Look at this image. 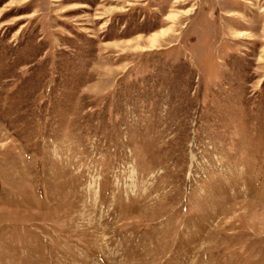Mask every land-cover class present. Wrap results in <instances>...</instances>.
I'll use <instances>...</instances> for the list:
<instances>
[{
	"label": "rangeland",
	"instance_id": "1",
	"mask_svg": "<svg viewBox=\"0 0 264 264\" xmlns=\"http://www.w3.org/2000/svg\"><path fill=\"white\" fill-rule=\"evenodd\" d=\"M0 264H264V0H0Z\"/></svg>",
	"mask_w": 264,
	"mask_h": 264
}]
</instances>
